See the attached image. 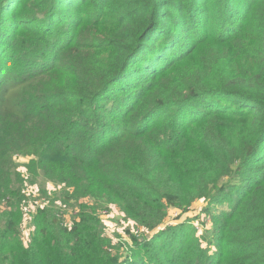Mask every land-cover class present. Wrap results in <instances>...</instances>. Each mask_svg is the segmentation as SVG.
I'll return each instance as SVG.
<instances>
[{
	"label": "trees",
	"instance_id": "16d2710c",
	"mask_svg": "<svg viewBox=\"0 0 264 264\" xmlns=\"http://www.w3.org/2000/svg\"><path fill=\"white\" fill-rule=\"evenodd\" d=\"M212 40L246 65H189ZM21 156L79 208L26 246ZM204 199L231 205L209 245L167 227L128 258L99 215L154 233ZM0 264H264V0H0Z\"/></svg>",
	"mask_w": 264,
	"mask_h": 264
},
{
	"label": "rangeland",
	"instance_id": "374dc122",
	"mask_svg": "<svg viewBox=\"0 0 264 264\" xmlns=\"http://www.w3.org/2000/svg\"><path fill=\"white\" fill-rule=\"evenodd\" d=\"M30 2L28 7L23 13L24 17L31 16ZM238 42L227 43V45H220L217 40H212L207 45H204L203 49L199 52L198 58L191 60L189 65L199 63L203 58L214 57L212 63L215 60H219L223 65L233 71L239 70L242 66L246 65V61L239 53L232 50L237 47ZM231 45V46H230ZM205 54V55H202ZM210 63L209 65H211ZM188 66V65H187ZM186 67V66H185ZM185 67L179 69L182 70ZM118 104V102H115ZM107 107L109 108L111 104L107 102ZM30 158L27 157H18L15 158V163L17 165V171L22 176L24 180V193H27L31 200L25 203L22 209V215L24 219L21 224V239L26 246L31 240L35 232V217L39 210L43 209L46 206H51L50 201L55 203V206L59 208L61 216L64 220V223L67 226H72L76 213L79 212V208L75 202L71 203V206H67L60 197H62V186H56L51 182H46L44 180H37L33 177L27 170V165L30 163ZM57 194L56 196L54 194ZM28 204V205H27ZM85 204L93 206V202L88 201ZM70 205V204H69ZM231 205H212L209 208V203L207 200L197 201L185 212H182L178 209L171 208L166 217L165 223L154 233H145L144 231L138 232L136 225L133 222L126 220V215L120 211V209L111 205L108 208L102 206L99 210L100 220L104 228L105 235L112 240L114 246H122L126 249L125 257L130 255V251L135 247L136 240L142 241L143 235H148L149 238L156 235L160 231H164L167 227H179L180 228V237L184 235H190V233H195L197 237L201 239L202 242H206L209 245V241L212 239V221L211 217L207 215V209H210L211 212L216 215H220L222 211L229 210ZM57 209V208H56ZM214 246V245H212ZM212 251H217V248H211ZM133 251V250H132ZM128 258V257H127Z\"/></svg>",
	"mask_w": 264,
	"mask_h": 264
}]
</instances>
